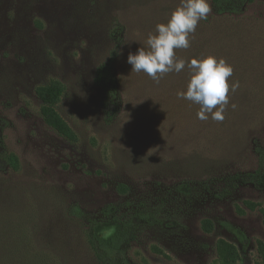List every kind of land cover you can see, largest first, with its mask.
Segmentation results:
<instances>
[{"label":"rangeland","instance_id":"obj_1","mask_svg":"<svg viewBox=\"0 0 264 264\" xmlns=\"http://www.w3.org/2000/svg\"><path fill=\"white\" fill-rule=\"evenodd\" d=\"M180 3L0 0V115L7 150L18 159L0 174V264H100L86 224L69 215L72 205L95 220L107 207L134 218L138 229L125 247L132 264H221L220 241L240 248L225 224L250 241L237 264H261L262 217L245 202L264 207V190L223 191L231 176L258 168L264 148V0L241 15L212 11L191 46L175 50L186 62L214 56L233 67L229 83L239 88L222 122L199 119L200 106L178 96L192 75L187 63L159 83L127 63L129 52L148 50V35ZM117 46L121 110L109 122L95 79ZM53 81L66 88L57 109L76 143L41 117L36 90ZM205 220L213 232L204 231ZM118 225L102 233L110 237Z\"/></svg>","mask_w":264,"mask_h":264},{"label":"trees","instance_id":"obj_2","mask_svg":"<svg viewBox=\"0 0 264 264\" xmlns=\"http://www.w3.org/2000/svg\"><path fill=\"white\" fill-rule=\"evenodd\" d=\"M253 0H212V11L215 15H241L244 13L246 6ZM118 46L112 52L110 59L99 67L96 74V84L101 91V107L109 122L114 121L121 110V97L118 89V79L116 74V60L118 58ZM65 86L59 81H53L49 84L40 86L36 90V95L42 102L40 114L44 123L53 129L58 135L71 143L78 141L77 134L66 120L58 112V105L61 103L65 94ZM7 123L0 115V174L9 168L18 167V159L10 154L5 145L3 131ZM259 166L253 172L237 173L229 178V189L223 193H230L233 189L241 186H253L258 190H264V148L258 149ZM120 190L127 192L126 186L121 185ZM245 206L250 211H258L261 214L264 225V207L258 203L246 201ZM117 208L107 207L103 211V220L89 218L78 205H72L69 209V215L83 221L86 226V240L100 264H132L128 258L126 246L135 238L138 224L134 218L115 217L113 212ZM240 213H245L243 210ZM110 224H120L116 232L107 237L104 233L99 232V228ZM203 229L207 233L214 230V224L209 221H203ZM225 229L230 232L240 245L238 248L226 241L218 243V254L221 264H237L242 254L248 252L250 241L247 236L238 228L225 224ZM257 253L260 256L261 264H264V242H257Z\"/></svg>","mask_w":264,"mask_h":264},{"label":"clouds","instance_id":"obj_3","mask_svg":"<svg viewBox=\"0 0 264 264\" xmlns=\"http://www.w3.org/2000/svg\"><path fill=\"white\" fill-rule=\"evenodd\" d=\"M211 12L209 0H181L167 23L157 24L155 34L148 35V50L140 47L136 53L129 52L127 63L131 65V72H143L157 83L165 74L180 73L187 63L192 75L186 91L178 96L200 106L199 119L207 120L211 114L212 119L222 122L230 105V93L239 88L238 81L229 83L233 67L214 56L186 62L177 58L175 52L191 46V37L199 22L207 20ZM231 107L235 109L236 105Z\"/></svg>","mask_w":264,"mask_h":264},{"label":"flooded vegetation","instance_id":"obj_4","mask_svg":"<svg viewBox=\"0 0 264 264\" xmlns=\"http://www.w3.org/2000/svg\"><path fill=\"white\" fill-rule=\"evenodd\" d=\"M102 227H104V226H102ZM102 227H100V228H99V232H102V230H101V229H102Z\"/></svg>","mask_w":264,"mask_h":264}]
</instances>
